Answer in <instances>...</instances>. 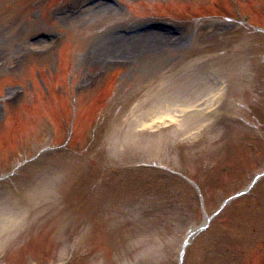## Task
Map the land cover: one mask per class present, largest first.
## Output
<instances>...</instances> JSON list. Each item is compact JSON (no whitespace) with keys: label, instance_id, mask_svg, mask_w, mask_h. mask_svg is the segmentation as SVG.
I'll list each match as a JSON object with an SVG mask.
<instances>
[{"label":"rangeland","instance_id":"obj_1","mask_svg":"<svg viewBox=\"0 0 264 264\" xmlns=\"http://www.w3.org/2000/svg\"><path fill=\"white\" fill-rule=\"evenodd\" d=\"M263 126L264 0H0V264H264Z\"/></svg>","mask_w":264,"mask_h":264},{"label":"bare ground","instance_id":"obj_2","mask_svg":"<svg viewBox=\"0 0 264 264\" xmlns=\"http://www.w3.org/2000/svg\"><path fill=\"white\" fill-rule=\"evenodd\" d=\"M161 41H162L163 43L166 42L165 40H159V42H161ZM212 89H213V88H212ZM207 92H208V96H209V95L211 94V90L208 88V89H207ZM208 96H207V97H208ZM208 103H209V105H208ZM208 103L206 104V108L210 107V104H211V103H210L209 101H208ZM165 116H167V115L158 116V119H157V120L159 121V120H161V118H163V117L165 118Z\"/></svg>","mask_w":264,"mask_h":264}]
</instances>
